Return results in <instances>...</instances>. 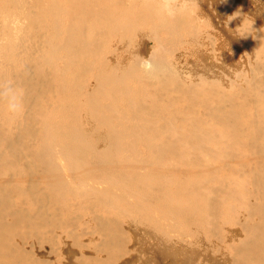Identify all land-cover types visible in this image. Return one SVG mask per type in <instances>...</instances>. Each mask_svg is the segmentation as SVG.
I'll return each instance as SVG.
<instances>
[{
  "label": "bare ground",
  "instance_id": "1",
  "mask_svg": "<svg viewBox=\"0 0 264 264\" xmlns=\"http://www.w3.org/2000/svg\"><path fill=\"white\" fill-rule=\"evenodd\" d=\"M91 1L38 0L34 24L15 57L17 69L8 74V82L23 93L24 110L10 117L0 100V142L14 144L31 137L38 145L25 144L23 149L35 158L33 171L40 180L33 177L28 188L21 179L11 181L10 188L0 186V264H91L92 256L86 255L96 252L105 254L100 264H264V167L256 164L264 162V89L256 99L261 108L257 105L247 114L254 102L251 90L248 85L239 89L236 82L243 80L251 63L263 67L264 79V0H197L196 16L182 17V22L180 17L167 20L157 15L154 2L134 0L142 1L140 10L124 9L127 14L120 26L118 0ZM111 6H116L117 18ZM131 17L137 19L131 22ZM165 29L168 46L151 33ZM149 32L160 51L176 54L181 52L177 43L183 44V66L178 72L173 69L182 73L183 82L174 78L175 67L160 51H153V75L137 67L135 54L149 57L143 52ZM115 50L121 57L125 50L126 65L123 58L114 65L120 58ZM13 56L6 58L12 65ZM182 98L185 104L179 102ZM39 122L44 129L34 128ZM245 126L254 131L246 133ZM208 144L215 149L206 151ZM245 147L244 157L238 149ZM4 149L0 164L7 170L26 162L10 164L14 151ZM193 153L205 157H189ZM220 161L225 162L223 168H217ZM120 180L123 187L132 180L147 185L154 202L161 197L173 206L178 195L184 203H178L180 209L202 206L186 226L173 218V225L151 223L156 203L150 206L151 198L138 197L136 187L123 192ZM181 188L182 195L177 193ZM13 190H20L24 209L12 208ZM94 204L108 218L99 221V227L92 217L84 218L86 212L94 214L91 209L96 212ZM141 210L143 215L134 216ZM120 215L143 223L135 230L134 243L120 244L126 236ZM19 224L21 229L15 230ZM14 239L23 249L13 247Z\"/></svg>",
  "mask_w": 264,
  "mask_h": 264
},
{
  "label": "rangeland",
  "instance_id": "2",
  "mask_svg": "<svg viewBox=\"0 0 264 264\" xmlns=\"http://www.w3.org/2000/svg\"><path fill=\"white\" fill-rule=\"evenodd\" d=\"M37 1L38 0H0V27H1V29L3 30V32H1V35H0V38L2 39L1 41H2V44L5 42V44H6V47H5V49L7 50V56L5 55L4 57H0V83H3V84H7V83H9L8 82V80H9V75H11V74H9V73H11V72H13V71H15L16 69H17V66H18V62L15 60V57H16V55H17V53H19V51H22V49H23V42H24V40H23V38L24 39H26V37H28V33L29 32H27V30L28 31H31V28L30 27H32L30 24H34V19H35V12H36V8H37ZM82 1H84V0H82ZM94 1V2H93ZM99 0H92L91 2H93V3H95V2H98ZM211 2H212V0H210ZM141 2L142 1H139V3H137L136 1H134V0H118V2L116 1L115 2V4L116 5H119V4H121V6H119V13L116 11L117 10V8H116V6H111L110 8H108L110 11H112V15L114 16L113 18H117L118 17V14H119V26H120V21H121V19H123L122 21L124 22L125 21V14H127L128 13V11L126 10V9H128V8H131L132 10L133 9H135V10H137V11H139L140 10V6H141ZM127 3V4H126ZM137 4V5H136ZM241 4V7L245 10V7H244V5L242 4V3H240ZM124 5V6H123ZM130 5V6H129ZM132 6V7H131ZM22 8V9H21ZM113 8H116V9H113ZM21 9V10H20ZM113 9V10H112ZM126 10V12L127 13H124L125 11H123V10ZM221 10H222V8H221ZM147 12V11H149V13H148V15H150V10H147V9H144V12ZM118 13V14H117ZM28 14V15H27ZM122 14V15H121ZM203 14V16L205 15L204 14V12L202 13ZM5 15V16H4ZM34 15V16H33ZM106 15V14H105ZM121 16H122V18H121ZM196 16V15H195ZM156 16L154 15V20L155 21H157L156 19H158V17H156ZM30 18V19H29ZM32 18V19H31ZM137 18L136 17H131V18H129V20L131 21V22H133V21H135ZM190 18H187V20H189ZM14 20H16L15 22H14ZM18 21V22H17ZM121 21V22H122ZM179 21L180 22H182V17H180L179 18ZM31 22V23H30ZM122 22V23H123ZM17 23V24H16ZM145 23L147 24L148 22L147 21H145ZM19 24H20V28H19ZM22 24V25H21ZM18 27H17V26ZM122 25V24H121ZM4 26V27H3ZM148 26V25H147ZM9 27V28H8ZM13 27V28H12ZM132 26H128L127 28H131ZM15 28V29H14ZM4 29H6V30H4ZM12 29V30H11ZM30 29V30H29ZM149 29V28H148ZM8 30V31H7ZM32 30H33V28H32ZM11 31V32H10ZM15 31V33H13ZM121 31V30H120ZM154 32H151L153 35H155V36H159V38L157 37L156 39H162V41H163V39H164V43H165V45H169L170 43L168 42V38H169V36H166L168 33H166L167 31H166V29H165V33L163 32V31H161V33L158 31L157 32V30H153ZM10 32V33H9ZM21 34H19V33ZM27 32V34H25ZM13 33V34H12ZM16 33H18V34H16ZM23 33V34H22ZM89 32H87V34H88ZM10 34V35H9ZM15 34V35H14ZM26 36H25V35ZM130 34H132L131 32H129V33H127L126 35H128V36H130ZM150 35V32H149V34H145V37H144V41L145 40H147V43H146V45L145 46H147L145 49H144V55H146V56H148V55H150L151 54V52L152 51H154V50H156L157 51V53H158V51H160V48H159V43H157L158 41L153 37V35ZM157 34V35H156ZM159 34V35H158ZM176 34H178V31L176 32ZM14 35V36H13ZM17 35H19L18 37H17ZM32 35H33V33H32ZM147 35H150V36H147ZM160 35H163V36H160ZM16 36V37H15ZM23 36V37H22ZM127 36V37H128ZM147 36V37H146ZM8 37H10V39L8 38ZM14 37H15V39H14ZM126 37V36H125ZM166 37V38H165ZM6 40H5V39ZM13 38V39H12ZM120 38V37H119ZM12 40V42L10 41L9 42V40ZM155 39V40H154ZM142 40V42H144ZM15 41H17V42H15ZM21 41V42H20ZM25 42H27V41H25ZM9 43V44H8ZM179 46H181V52H182V50L184 49V47H183V44H181V43H177ZM9 47H8V46ZM107 45V44H106ZM119 45V44H118ZM11 46V47H10ZM18 46H20V49L18 48ZM21 47H22V49H21ZM183 47V48H182ZM105 48V52L108 50L107 48V46L106 47H104ZM159 50H158V49ZM11 50L10 51V53H8L9 51L8 50ZM13 50V51H12ZM18 51V52H17ZM122 51V53H123V56L121 57V55H120V51H117V50H115V53L116 54H119L120 56V58L119 59H117V58H115V59H117V61H115V64L114 65H117V63H119L118 62V60H120V59H122L121 61L124 63L125 61H124V55H126L125 53V50H121ZM181 52H179V53H176V54H174V53H172V54H170L169 52V55H172V56H169L168 55V53L166 52V51H163V50H161L160 52H159V54H161V53H165L166 55H167V57H165L166 58V61H167V63L168 64H171V67H175V68H171L172 69V74H173V76H174V78H177V77H179V78H177L179 81H181V82H183V76H182V73H181V76L180 75H178L177 74V72L182 68V63L184 62L183 61V54H181ZM12 54H14V56L12 55ZM164 54V55H165ZM9 55H11V56H13V60H14V62H16V63H13V65H12V63H8L6 60V58L9 56ZM175 57H174V56ZM178 55H179V57H178ZM181 55V56H180ZM107 56H110L109 54L107 55ZM169 57V58H168ZM173 58H175V60L173 59ZM179 58V59H178ZM171 59V60H170ZM177 59V60H176ZM111 60V59H110ZM169 60V61H168ZM171 61V62H170ZM178 61H180V62H178ZM173 62H174V64H173ZM176 62V63H175ZM254 62V61H253ZM177 63H178V65H177ZM125 65H126V62H125ZM177 65V66H176ZM3 66V67H2ZM127 66H128V64H127ZM170 66V65H169ZM15 68V69H13V68ZM180 67V68H179ZM248 73L247 74H245L242 78H243V80L242 79H240V80H238V81H236L237 82V85L238 84H240V85H238L240 88L239 89H241V87L243 86H249V88H248V86H247V88L248 89H250L251 90V97H252V99H254L253 101L254 102H252V103H250L251 105H252V107H253V105H254V107L253 108H251V105L249 104V102H246L245 101V103H246V107L248 108V105H250V107L248 108L249 110V112H247V109H246V111H245V109H244V111L247 113V114H250V111L252 112L253 110H256L257 108H256V106L259 108H261V101H259L260 103H258V102H256V99H257V96H258V94L260 93V91L261 90H263L264 89V79H261V77H262V71H263V67H261V66H258V65H255V64H250V65H248ZM254 67V69H252ZM4 68V69H3ZM173 69L174 70H177V72L175 71H173ZM119 70V69H118ZM261 71V72H260ZM3 72V73H2ZM174 72V73H173ZM259 73V74H258ZM9 74V75H8ZM176 75H178V76H176ZM248 75V76H247ZM254 75V76H253ZM256 75H258V77L256 76ZM260 75V76H259ZM3 76V77H2ZM255 76H256V78H255ZM248 79H247V78ZM246 78V79H245ZM253 78V79H252ZM8 79V80H7ZM182 79V80H181ZM7 80V81H6ZM254 80H255V82H254ZM94 81V80H93ZM129 82V81H128ZM131 83H133V81H130ZM254 82V83H253ZM124 84V83H123ZM257 84V85H256ZM258 84L260 85V86H258ZM263 85V86H262ZM124 86H125V84H124ZM133 87H135L134 85H132ZM250 86L253 88V89H251L250 88ZM258 86V87H257ZM257 87V88H256ZM263 87V88H262ZM261 89V90H260ZM255 90V91H254ZM258 90V91H257ZM256 94V95H255ZM254 95V96H253ZM181 99V98H180ZM180 99H178L179 100V102L181 103V102H184V104L186 103V101L188 102V98H186L185 97V99H186V101H185V99H183L182 98V100H180ZM184 100V101H183ZM239 101V100H238ZM240 102V101H239ZM258 103V104H257ZM256 104V105H255ZM242 105H243V103H242ZM181 106L183 107V103L181 104ZM256 108V109H255ZM85 115V113L83 114V116ZM18 119H19V117H18ZM31 124V123H30ZM41 125V126H40ZM82 125H83V127H85L86 129H88V123L86 122V121H84V120H82ZM38 126V127H37ZM42 126H43V128H42ZM212 126H217V123H214ZM40 127V128H39ZM34 128L36 129V130H38V129H44L45 127H44V125L41 123V122H39V124H35L34 125ZM253 127H251L250 129H249V126H245L244 127V129L246 130L245 132L246 133H251V131L253 132L254 131V129H252ZM257 130H258V128L257 127H255ZM2 129V128H1ZM8 129V128H7ZM14 129V128H13ZM35 129H31L30 131H34ZM250 130V131H249ZM14 131H16V129H14ZM32 131V132H33ZM213 131V130H212ZM8 132H10V131H8ZM219 135V134H218ZM24 138H26L24 141H20V140H17L18 142H13L14 144H12V141H10V140H6L5 142H0V158H1V156H3L4 155V153H5V147H7V148H9V151L12 153L13 151V153L10 155V157H9V163L11 164V163H16V164H21L22 163V159H23V161H26V162H23V166L21 167V168H10L9 170H7L6 168H4L1 164H0V176L2 177V178H0V186L1 187H11V184H12V182H15L16 180H20L21 179V181L23 182V184L22 185H24L26 188H28L29 186H27V185H29V183L31 182V183H33L35 180L37 181L38 180V182H39V180H40V177L37 175V172L36 173H34V171H36L35 170V165H34V160H35V158H33L32 159V157H30V155H28L25 151H24V149H23V146L25 145V144H29L28 145V148H30V147H35V146H37L38 144H36V143H34L35 141L34 140H31V137H24ZM7 142V143H6ZM30 142V143H29ZM231 143H232V141H231ZM6 145V146H5ZM11 145H13V146H11ZM209 146H208V149H206V151H212L213 149H215L214 147H213V145H210V144H208ZM225 145H220V147L222 148V147H224ZM13 147V148H12ZM16 148H18V149H16ZM211 150H210V149ZM12 149V150H11ZM15 149V150H14ZM223 149V148H222ZM246 149V147L245 148H240V149H238V150H240L239 151V153L240 154H242L244 157H245V151H243V150H245ZM3 151V152H2ZM23 151V152H22ZM28 151H31V150H28ZM206 151H205V153H206ZM25 152V153H24ZM114 153H115V151H114ZM227 153V154H226ZM229 151H227L226 150V152H224V150H223V155H225V157H227L226 155H228V157L230 156L229 154ZM244 153V154H243ZM193 155V156H192ZM198 155V154H197ZM196 155V153H195V155H194V153L193 154H191V156L189 155V157H198ZM222 155V156H223ZM241 155V156H242ZM255 155H256V153H255ZM33 156V155H32ZM202 156H204L205 157V154L204 155H200L199 157H202ZM242 156V157H243ZM45 157H50V155H45ZM113 157H119V155H116V154H114L113 155ZM231 157V156H230ZM232 157H238L237 155H234V156H232ZM54 158V157H53ZM14 159H16V160H14ZM253 161H254V159H253ZM260 161V160H259ZM255 162V161H254ZM222 163H223V165H224V163L225 162H222V161H220L219 162V164L217 165V168L219 167V168H223V165H222ZM256 163V162H255ZM25 164V165H24ZM28 164V165H27ZM35 164H37V163H35ZM257 165H263V167H264V162H262L261 163V161H260V163H256ZM30 165V169H29V171H24L23 170V168H25L26 166H29ZM261 165V166H262ZM25 166V167H24ZM14 169V170H13ZM18 169V170H17ZM7 170V171H6ZM34 170V171H33ZM2 173V174H1ZM5 173H7L6 175H5ZM29 174V175H28ZM32 174V175H31ZM8 175H10V176H8ZM35 175V176H34ZM37 175V176H36ZM84 175V174H83ZM24 177V178H23ZM35 178V180L34 179H32V178ZM6 178V179H5ZM83 178H85V176L83 177ZM86 178H88V175H86ZM4 180V182L2 183V181ZM25 180V181H24ZM27 180H28V182H27ZM30 180V181H29ZM12 181V182H11ZM133 181V182H132ZM131 182H128V184H127V186L126 187H123L121 184H122V180H120L119 182V184H120V186L122 187V190H123V192H125L126 193V191L128 190V189H130L131 187H136V188H138V192L137 193H135L136 195H138V197H147V200H149L150 198H151V200L150 201H148V203L150 204V206H152L153 204L152 203H156V204H154L152 207H154L155 208V210H157L156 212H154L153 213V217L155 218L154 220H148V222H151V223H159V222H162V221H164L166 224H170V225H173V222L174 223H179V224H181V225H183V226H186L188 223H189V221H187L188 219L189 220H191V215L195 218V217H197V215H196V212H197V210H198V206H199V210H200V207L202 206V205H198V204H196L194 207H193V205L194 204H192V205H190V206H188V208L187 209H185V208H183L184 209V211H183V213H181L182 212V210L183 209H180L179 208V206H178V203L179 204H184L183 202H181V198L178 196V195H176V199H177V204H174L173 206H172V204H165L164 203V199L163 198H161V197H158V199H156L155 200V202H154V200H152V193H153V190L151 189L150 191L148 190V186L147 185H145V184H143V183H139V181H137V180H132ZM11 182V183H10ZM27 182V184H24V183H26ZM181 183L182 181H178V183ZM136 183H137V185H136ZM10 186H9V185ZM16 185V184H15ZM18 186L20 185V184H17ZM132 185V186H131ZM139 185L141 186V187H139ZM253 184H251L250 186H252ZM255 186V184L252 186V187H254ZM119 187H117V191L119 192L120 190L118 189ZM21 189V188H20ZM112 190L114 189V190H116L115 189V187H113V188H111ZM182 189L183 188H181L180 189V191L179 192H177L178 194H181L182 195V193H181V191H182ZM185 190V189H184ZM183 190V194H187L186 192H187V190H185L184 191ZM142 191V192H141ZM148 191V192H147ZM144 192V193H143ZM10 193V196H11V200H12V202H13V209L15 208V210L18 208V209H24L23 208V203H22V201L20 200V198H21V192H20V190H19V193L17 192L16 194H15V192H14V190L12 191V192H9ZM112 193L113 194H117V195H119L118 193H114V191H112ZM120 193V192H119ZM149 193V194H148ZM146 194V195H145ZM174 194H176V193H173V197H175V195ZM14 196V197H13ZM221 195L219 194V196L218 197H220ZM16 197H18L17 199H16ZM133 197V196H132ZM145 197V198H146ZM130 198V197H129ZM14 199H15V202H14ZM19 199V200H18ZM130 199H132V198H130ZM17 200H18V202H17ZM147 200H144V201H147ZM21 201V202H20ZM47 202H49V200H48V198H47ZM88 201H86V203H87ZM70 203H73V201L71 202L70 201ZM85 203V204H86ZM18 204H20V207H22V208H20V207H18L19 205ZM40 204L41 205H43L44 203H42V202H40ZM15 205H18V206H15ZM86 205H90V203L88 202ZM92 206V205H91ZM90 206V207H91ZM93 206H95V204L93 205ZM172 206V207H171ZM189 207H193V209L194 210H192L191 208L189 209ZM95 208H97V206H95ZM211 208V207H210ZM210 208L208 207V213H211L212 211V208H211V210H210ZM91 209V208H90ZM163 209V210H162ZM185 210H186V212H185ZM188 210V211H187ZM210 210V211H209ZM22 211V210H21ZM91 211L94 213V214H91V216L89 215V212H86V213H84V215H85V217L84 218H86V219H88L89 221H90V218L91 219H93L94 221H92V222H94L95 224L96 223H98V227L101 225V223L103 222V221H105V220H108V218H105L103 215H101L102 213H99V210H98V208H97V210H95L96 212H94L92 209H91ZM178 211H180V212H178ZM191 211H193V212H191ZM196 211V212H195ZM97 212H98V214H97ZM191 214H190V213ZM185 213H186V215H185ZM97 214V215H96ZM144 214V212L141 210V211H137L135 214H134V216L135 215H143ZM187 214H189V217H188V215ZM89 215V216H88ZM175 215V216H174ZM177 215H178V217H177ZM12 216H14V214L12 215ZM97 216V217H96ZM185 216H187V217H185ZM118 217H120L119 218V225L121 226V227H123V226H125V229L121 232V233H124L126 236H125V238H123V239H120V244H121V241H128V242H130V243H134V241L136 240V237H135V230H139L137 227H143V223L142 224H138L136 221H134V219H131L130 217H123L122 215H120V216H117V218ZM131 217H133V216H131ZM122 218H123V220H122ZM175 219L174 221H173V219ZM181 218V219H180ZM187 218V219H186ZM193 218V219H194ZM103 219V220H102ZM105 219V220H104ZM8 221H9V219H7ZM10 220H13V217H12V219H10ZM183 222H182V221ZM184 220L185 221H187V222H184ZM99 221L101 222V223H99ZM110 221H112V220H110ZM170 221V222H169ZM179 221V222H178ZM193 221V220H192ZM192 221L190 222V223H192ZM10 222V221H9ZM83 223L82 222H80V224H79V226L80 225H82ZM195 224V223H194ZM175 226H177V225H175ZM178 226H180V225H178ZM105 227V226H104ZM14 228H15V230L17 229L18 231L21 229V226H20V224L17 226H14ZM130 230V231H129ZM102 230H100L99 232H101ZM99 232H97V234H96V237H98V235H99ZM131 232V233H130ZM140 232H143V231H140ZM106 234H110V233H106ZM106 234H105V236H106ZM103 236V235H102ZM101 236V239L103 240V237ZM16 238H18V239H14L15 241H12V245H13V247H16V248H22V246L20 245V242H18V241H20L21 239L19 238V236L18 237H16ZM135 238V239H134ZM8 239V242H11L10 241V238H7ZM18 240V241H17ZM17 244H16V243ZM122 242V243H123ZM15 243V244H14ZM11 244V243H10ZM118 245H119V243H118ZM149 245H150V243H149ZM148 245V246H149ZM99 246H101L100 244H99ZM134 247V244L132 245V246H130V248L132 249ZM127 248V246L125 247V249ZM23 249V248H22ZM89 250H90V248H88ZM26 251V250H25ZM84 252H86V251H84ZM89 251H87L86 253H88ZM97 253H99V254H97ZM39 254V253H38ZM81 254V253H80ZM101 255V256H100ZM105 254H102L101 252H96V254L95 255H86V258H88L89 256H92V257H89L88 258V260H90V262L92 261V259H93V263H94V261H95V263L96 264H100L101 263V261L100 260H102V258H104L103 256H104ZM156 255V254H155ZM154 255V256H155ZM33 256V255H32ZM34 257V256H33ZM100 257V258H99ZM155 257H157V256H155ZM96 258V259H95ZM119 258V257H118ZM117 258V260H119ZM33 259H35V258H33ZM43 259H44V261L45 262H48V261H46V258L45 257H43ZM36 260V259H35ZM99 260V261H98ZM17 261H18V259H17ZM20 261H21V259H20ZM43 261V262H44ZM74 261H76V260H74ZM74 261H69V262H74ZM78 261V260H77ZM53 262V261H52ZM92 262H91V264H92ZM99 262V263H98ZM20 264V262L18 261V262H16L15 264ZM94 263V264H95ZM116 263H117V261H116ZM115 263V264H116ZM52 264V263H51Z\"/></svg>",
  "mask_w": 264,
  "mask_h": 264
},
{
  "label": "clouds",
  "instance_id": "3",
  "mask_svg": "<svg viewBox=\"0 0 264 264\" xmlns=\"http://www.w3.org/2000/svg\"><path fill=\"white\" fill-rule=\"evenodd\" d=\"M148 3L156 4V14L167 20H175L178 17L195 16L198 7L197 0H146ZM129 43V47H131ZM137 67L145 74L151 76L157 71L153 62V51L149 57L144 58L136 55ZM0 100L5 102V108L10 117H17L24 110L23 93L14 84L0 83Z\"/></svg>",
  "mask_w": 264,
  "mask_h": 264
}]
</instances>
